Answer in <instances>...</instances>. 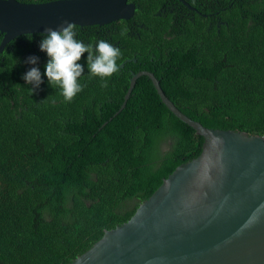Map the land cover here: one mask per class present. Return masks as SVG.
<instances>
[{
    "label": "trees",
    "instance_id": "trees-1",
    "mask_svg": "<svg viewBox=\"0 0 264 264\" xmlns=\"http://www.w3.org/2000/svg\"><path fill=\"white\" fill-rule=\"evenodd\" d=\"M128 1L135 4L130 19L74 24L76 35L88 44L122 39L117 64L136 51L143 63L124 67H157L166 96L206 127L264 137V0H231L227 25L220 32L203 31L206 47L198 49L192 34L162 36L169 25L176 27L186 4ZM159 45L169 48L168 61L153 65L143 52L156 56ZM86 57L78 61L84 67L78 78L82 91L71 102L51 104L38 96L28 115L18 119L5 112L8 100L2 95L11 88L0 80V264H68L105 230L128 220L177 165L201 152L203 137L162 103L146 75L137 78L114 115L128 74L111 76L108 87H101V79L88 72ZM47 60L41 51L35 65L43 80L38 91L48 85L43 94L64 98L43 75ZM7 66L20 71L21 62ZM3 74L0 70V79Z\"/></svg>",
    "mask_w": 264,
    "mask_h": 264
},
{
    "label": "water",
    "instance_id": "water-1",
    "mask_svg": "<svg viewBox=\"0 0 264 264\" xmlns=\"http://www.w3.org/2000/svg\"><path fill=\"white\" fill-rule=\"evenodd\" d=\"M134 9L128 0H0V51L18 34L42 33L65 21L102 25L129 19ZM141 75L151 80L162 103L203 137L201 152L177 165L128 220L105 230L68 264H264V137L192 119L147 70L131 75L114 115Z\"/></svg>",
    "mask_w": 264,
    "mask_h": 264
},
{
    "label": "flooded vegetation",
    "instance_id": "flooded-vegetation-1",
    "mask_svg": "<svg viewBox=\"0 0 264 264\" xmlns=\"http://www.w3.org/2000/svg\"><path fill=\"white\" fill-rule=\"evenodd\" d=\"M19 2H26V3H36L37 0H16ZM50 1V0H47ZM43 1V2H47ZM188 5L187 8H181L179 16L176 20V27L169 25L166 30L163 31L162 36L164 39H170L173 34H179L180 38L192 34L194 47L198 48H205L206 45L202 39L203 31H207L212 33L214 28L216 27V32H220L221 28L227 25L225 20L226 14L230 11L233 2L231 0H191L192 5H190L186 0H184ZM183 3V2H182ZM184 4V3H183ZM239 7L242 8V5L239 4ZM201 18L200 22L197 23V20ZM130 19V18H129ZM119 20V19H118ZM115 20V21H118ZM126 20V19H125ZM135 29V26L132 27ZM106 31H109L107 28ZM201 35V38H200ZM4 34L0 32V43L3 39ZM38 35H18L14 36L7 41L0 51V70L4 71L3 76L1 77L2 86L8 88L10 86V90L5 92L2 95V99H6L8 101L3 103L6 113L13 112L16 118H20L22 116H27L28 113L31 111L30 108L34 107L32 103V99L37 98L38 96H42L43 98L48 101V103L55 104L60 100H64V98H52L51 92L43 94L47 88H50L48 85L42 87L41 89L43 92L39 93L38 89L31 92L32 85L28 86L26 81L22 78L23 74L31 67L35 65H31L25 63L27 57L35 55L40 58L41 50L39 48V39L37 38ZM28 37H32V39H28ZM77 40L82 41V38L76 35L75 37ZM122 39L116 40L110 44L114 46L123 47L120 44ZM94 41H96L94 39ZM110 41V40H109ZM98 42V41H97ZM86 45L88 44L87 41L84 42ZM95 45V44H92ZM158 52L155 56L151 54L149 51L143 52L144 57L150 56V62L155 64H162L163 62H167L168 58L164 59L169 52V48H163L161 45L157 47ZM134 53H130L128 57H125L121 62H118L119 71L114 75H122L128 74V83L131 75L136 73L137 71L147 70L152 72L156 77V71L158 70L157 67H154L151 70L148 69H126L124 67L126 62H133L134 65H141L143 62L135 56L136 51ZM125 55V53H124ZM84 57V54L82 55ZM21 62V69L17 71V66L8 67L7 65L17 64ZM45 70V69H44ZM160 78H163L161 75L157 79L160 83ZM129 85V84H128ZM128 88V86H127ZM155 88V87H154ZM156 90V89H155ZM28 92V96H22L24 92ZM127 91V89H126ZM126 93V92H125ZM131 94V93H130ZM125 95V94H124ZM130 96V95H129ZM124 100V97H123ZM127 101V100H126ZM8 106V107H7ZM52 119H55L54 115Z\"/></svg>",
    "mask_w": 264,
    "mask_h": 264
},
{
    "label": "clouds",
    "instance_id": "clouds-1",
    "mask_svg": "<svg viewBox=\"0 0 264 264\" xmlns=\"http://www.w3.org/2000/svg\"><path fill=\"white\" fill-rule=\"evenodd\" d=\"M35 33L18 35H34ZM40 35L42 39L39 42V48L48 57L43 75L47 77L52 87L59 86L65 102H71L76 94L82 91L78 78L84 73V67L78 61L84 53H87L88 72L91 76L101 79V87H108L107 78L119 71L117 59L121 55L120 48L104 40H99L95 45H86L75 38V25L71 22L65 21L59 28L48 27ZM28 39L31 40L32 37ZM38 61L39 57L32 55L24 62L37 65ZM22 78L27 84L32 85L31 92L38 89L43 82L41 71L37 66L29 68Z\"/></svg>",
    "mask_w": 264,
    "mask_h": 264
},
{
    "label": "rangeland",
    "instance_id": "rangeland-1",
    "mask_svg": "<svg viewBox=\"0 0 264 264\" xmlns=\"http://www.w3.org/2000/svg\"><path fill=\"white\" fill-rule=\"evenodd\" d=\"M166 149V148H165Z\"/></svg>",
    "mask_w": 264,
    "mask_h": 264
}]
</instances>
